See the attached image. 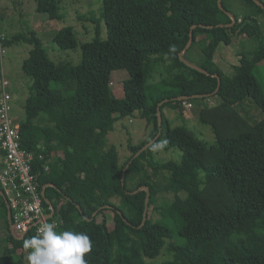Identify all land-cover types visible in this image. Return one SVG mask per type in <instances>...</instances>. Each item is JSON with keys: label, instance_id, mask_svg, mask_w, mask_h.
<instances>
[{"label": "trees", "instance_id": "obj_1", "mask_svg": "<svg viewBox=\"0 0 264 264\" xmlns=\"http://www.w3.org/2000/svg\"><path fill=\"white\" fill-rule=\"evenodd\" d=\"M217 1L101 0L105 38L97 30L79 45L77 65L54 63L34 33L0 39L3 47L20 41L33 46L23 72L30 78L44 74L58 85L30 87L21 144L34 155L37 183L62 221L58 232L91 238L88 264H264V69L245 54L231 74L216 63L219 52L244 34L256 44L251 56H261L264 32L250 15L230 26L226 0L222 9ZM244 1L264 15L253 0ZM58 9V0H36L37 13L51 19L59 20ZM56 39L61 51L78 46L71 27ZM156 57L168 71L167 77L165 70L158 73L159 81L152 78ZM117 71L127 76L116 100L122 115L137 113L147 130L139 144H128L122 164L116 147L107 145L119 121L111 108ZM171 101L196 105L194 115L212 129L216 147L206 156L191 130L170 128L162 105L159 125V104ZM161 148L179 149L180 161H158ZM141 187L148 188L147 206L144 190L133 193ZM159 194L172 198L159 201ZM6 206L0 196L7 226L0 264H27L23 241L34 234L14 235Z\"/></svg>", "mask_w": 264, "mask_h": 264}, {"label": "rangeland", "instance_id": "obj_2", "mask_svg": "<svg viewBox=\"0 0 264 264\" xmlns=\"http://www.w3.org/2000/svg\"><path fill=\"white\" fill-rule=\"evenodd\" d=\"M263 3L264 0H258ZM225 4L229 7V12L239 21L244 16H252L259 21L264 32V15L251 2L244 0H226ZM59 20L51 19L49 15L37 13L36 0H0V38H12L15 35L30 36L31 33L40 40L42 47L48 52V57L57 65L61 62L70 61L73 65L80 62L81 51L79 45L88 43L95 37L98 30L100 39L105 38L104 21L101 18V0H58ZM65 27L73 29L77 48L71 51H61L63 49L56 33ZM2 46V45H1ZM256 47L251 37L245 34L233 39L232 44L224 48L216 58V63L226 74L233 72V67L239 65L242 54L250 57L255 64L262 70L264 69V50L261 56H251ZM3 54L0 57V96L7 91L11 98L12 116L19 121L24 117L23 104L30 93V87L34 84L48 85L52 89L58 88L56 82L46 81L44 74L35 75L34 78L27 77L23 72L22 66L25 59L28 58L33 46L26 41H20L8 47H1ZM221 50V49H220ZM153 79L161 80L159 72L168 76L165 62L156 57L151 60ZM111 88L115 100L111 104L113 115L119 118L115 124L114 131L108 135L107 145H114L119 155V163L124 161L130 155L128 144H139L147 136L146 124L136 113L133 117L122 115L116 100L123 96L122 82L127 78L122 71L112 73ZM178 101V100H177ZM177 101L164 102L160 104L165 117L168 120L170 128L184 126L191 130L196 138L205 144L206 156L211 148L216 147L215 136L212 129L203 123L194 115L197 109L196 105L188 102L178 103ZM183 111V114L180 113ZM165 143V141H164ZM166 144V143H165ZM53 156L61 155V152H51ZM181 151L177 148L164 150L161 148L156 159L161 162L169 160L178 162L181 159ZM163 196V197H161ZM170 195L159 194L158 200L169 202ZM109 229L113 227V214L105 212ZM7 226L4 218H0V239L6 236ZM4 243L0 240V251ZM94 253L85 254L91 256ZM11 264H21L19 260L12 261Z\"/></svg>", "mask_w": 264, "mask_h": 264}, {"label": "built area", "instance_id": "obj_3", "mask_svg": "<svg viewBox=\"0 0 264 264\" xmlns=\"http://www.w3.org/2000/svg\"><path fill=\"white\" fill-rule=\"evenodd\" d=\"M1 45L0 41V57ZM21 141L19 121L12 116L11 98L3 92L0 96V191L10 210L12 233L20 238L28 231L36 235L45 222L55 223L58 231L62 221L54 207L44 201L33 165L35 157L22 147ZM47 170L45 166L44 171Z\"/></svg>", "mask_w": 264, "mask_h": 264}, {"label": "clouds", "instance_id": "obj_4", "mask_svg": "<svg viewBox=\"0 0 264 264\" xmlns=\"http://www.w3.org/2000/svg\"><path fill=\"white\" fill-rule=\"evenodd\" d=\"M56 229L55 223L45 222L36 235L24 239L23 248L28 250L27 264H88L85 254L93 247L89 235Z\"/></svg>", "mask_w": 264, "mask_h": 264}, {"label": "water", "instance_id": "obj_5", "mask_svg": "<svg viewBox=\"0 0 264 264\" xmlns=\"http://www.w3.org/2000/svg\"><path fill=\"white\" fill-rule=\"evenodd\" d=\"M257 5H259V6H261L262 8H264V5L261 3V2H259L258 0H253ZM217 3H218V6H219V8H221L222 9V6H221V0H218L217 1ZM228 15L230 16V18H231V24H230V26H232L233 24H234V22H235V18H234V16L232 15V14H230V13H228ZM195 28V26H192V29H194ZM191 41H192V39L190 38V40H189V42L187 43V45H186V47L185 48H187L189 45H190V43H191ZM180 55H182V54H180ZM196 68V67H195ZM198 70H200V71H202V72H205V71H203V70H201V69H199V68H197ZM8 90L6 89V92H7ZM177 100H180V98H177ZM157 116H158V121H159V125L161 124V115H160V104H159V107H158V109H157ZM160 135V130H159V132H158V134H157V136L155 137V139L158 137ZM150 144V142L146 145V146H144L142 149H144L145 147H147L148 145ZM138 154V153H137ZM136 154V155H137ZM135 155V156H136ZM123 177V176H122ZM123 179V178H122ZM142 190H144L145 192H146V198H145V206H147V203H148V198H149V194H148V188H146V187H141V188H138L137 190H135L133 193H137V192H139V191H142ZM0 196H3L2 195V192L0 191ZM42 197H43V199H44V201L46 202V203H48V201H47V199H46V196H45V191H44V188H43V190H42ZM6 208H7V221H8V223H9V228H10V231H11V223H10V210H9V208H8V206H6ZM146 211H144V213H143V223L145 222V220H146Z\"/></svg>", "mask_w": 264, "mask_h": 264}, {"label": "crops", "instance_id": "obj_6", "mask_svg": "<svg viewBox=\"0 0 264 264\" xmlns=\"http://www.w3.org/2000/svg\"><path fill=\"white\" fill-rule=\"evenodd\" d=\"M2 218V217H1Z\"/></svg>", "mask_w": 264, "mask_h": 264}]
</instances>
